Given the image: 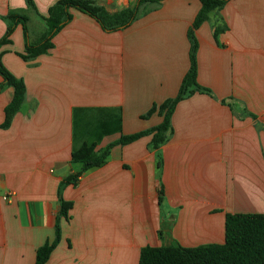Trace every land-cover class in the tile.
Masks as SVG:
<instances>
[{
	"label": "crops",
	"instance_id": "0c3cea01",
	"mask_svg": "<svg viewBox=\"0 0 264 264\" xmlns=\"http://www.w3.org/2000/svg\"><path fill=\"white\" fill-rule=\"evenodd\" d=\"M58 1L0 0V40L11 12L29 30L26 38L18 23L0 48L26 86L8 128L14 88L0 91V264L36 263L56 237L60 196L74 205L48 264H139L146 246L222 244L228 214H264V0H230L195 31L202 90L177 104L158 149L153 135L115 145L105 165L68 186L84 143L102 150L163 122L159 111L146 115L180 92L202 2L90 0L110 14L137 7L136 18L109 32L71 9L53 48L25 60Z\"/></svg>",
	"mask_w": 264,
	"mask_h": 264
},
{
	"label": "trees",
	"instance_id": "16d2710c",
	"mask_svg": "<svg viewBox=\"0 0 264 264\" xmlns=\"http://www.w3.org/2000/svg\"><path fill=\"white\" fill-rule=\"evenodd\" d=\"M146 1L158 2L160 0H140V3ZM200 1L202 2V9L189 34L191 66L184 78L180 92L176 98L169 99L160 106L155 105L146 115V117H149L159 111L164 118L163 122L148 131L128 136L123 135L119 141L102 150H97L95 143H84L73 153V161L82 164L81 170L68 176L62 186L76 185L80 177L86 172L105 165L110 151L115 145H128L147 135H153L151 146L154 149H158L166 141L167 133L171 131V118L177 104L186 96L202 90L197 83V52L199 45L195 37V31L208 19L212 11L223 7L230 0ZM27 2L33 5L32 0H27ZM71 9L90 15L101 24L104 30L109 32L127 28L137 15V7L126 9L117 14H110L90 0H59L50 9L49 15L45 19L49 29L44 39L37 44L27 43L26 54L21 55L25 60L46 54L53 48L52 39L54 36L72 20ZM8 19L11 23L5 37L0 40V48L11 43L10 37L18 23L23 25L25 36L28 38L27 17L21 16L17 12H11ZM0 75L4 79L0 91L6 85L14 88V98L6 108V118L2 125V128H8L24 102L26 86L23 80L15 77L3 65L1 59ZM164 199V189L161 188V204H163ZM60 200L61 210L56 223V237L54 241L47 242L37 250L35 264H48L52 252L60 243L62 235L60 219L62 217L69 219V212L74 205L72 202L65 201L62 196H60ZM139 264H264V214H228L226 216L225 242L222 244L184 247L175 242L159 247L146 246L141 250Z\"/></svg>",
	"mask_w": 264,
	"mask_h": 264
},
{
	"label": "built area",
	"instance_id": "2783aa9c",
	"mask_svg": "<svg viewBox=\"0 0 264 264\" xmlns=\"http://www.w3.org/2000/svg\"><path fill=\"white\" fill-rule=\"evenodd\" d=\"M9 197H6V199H8Z\"/></svg>",
	"mask_w": 264,
	"mask_h": 264
}]
</instances>
